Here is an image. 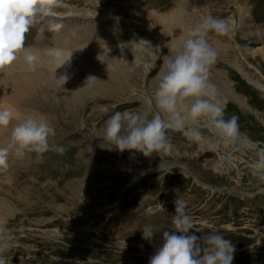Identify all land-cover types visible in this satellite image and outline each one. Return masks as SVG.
Listing matches in <instances>:
<instances>
[{"label":"rangeland","instance_id":"rangeland-1","mask_svg":"<svg viewBox=\"0 0 264 264\" xmlns=\"http://www.w3.org/2000/svg\"><path fill=\"white\" fill-rule=\"evenodd\" d=\"M184 1L59 0L53 11L67 40L62 46L85 60L105 91L63 102L55 96L57 81L40 79L27 85L25 95L9 97L16 119L0 129V146L8 144L17 122L33 117L47 120L54 129L50 143L64 151L10 155L9 166L0 169V222L11 239L2 254L6 264H149L163 231L173 228L178 196L192 217L189 234L202 247L203 236L220 233L235 246L233 264H264V183L250 168L264 148V0H186L202 16L231 24L229 36L209 33L218 54L209 78L225 118H237L241 135L235 143L225 145L206 131L203 143H195L173 132L170 154L146 158L103 149L98 138L115 112L142 110L144 94L158 82L162 57L174 55L180 47L172 42L196 25L182 29L152 17L153 11L168 15L176 4L184 12L178 4ZM202 16L196 13L197 24ZM52 19H39L24 46L52 48L61 42L31 46L51 30ZM153 28L154 59L146 51L132 56L125 46ZM103 53L102 63L97 56ZM146 225L161 229L152 241L142 239Z\"/></svg>","mask_w":264,"mask_h":264},{"label":"clouds","instance_id":"clouds-1","mask_svg":"<svg viewBox=\"0 0 264 264\" xmlns=\"http://www.w3.org/2000/svg\"><path fill=\"white\" fill-rule=\"evenodd\" d=\"M58 6L59 0H0V71L15 65L21 56L26 68L34 71L42 63L41 51L46 49L45 55L55 65L52 69L55 80L62 86L68 81V74L56 78L55 73L70 61L72 50L63 46H24L26 33L41 18L53 17L48 24L51 30L63 27L55 20L53 9ZM209 33L229 36L231 24L211 14L202 16L199 23L181 38L180 49L174 55L162 57L158 82L154 91L144 94L142 110L117 111L105 121L103 133L98 137L106 145L103 149L120 153L129 151L133 157L140 153L147 158L153 154H170L174 149L170 137L173 132H179L195 143H203L205 131L225 145L239 139L237 118H225L217 89L210 82V67L218 54L208 42ZM136 44L143 45V50L152 54L154 48L150 42L141 40ZM103 56L104 53L99 54L97 59L102 62ZM91 79L97 78L90 76L87 81ZM14 119L15 112L11 108L0 107V129L9 126ZM53 135L54 129L44 118L28 117L17 122L12 127L8 144L0 146V169L9 166L10 155L23 159L28 154L42 157L49 151L62 153V147L50 143ZM250 168L257 180L264 183V148L256 152ZM174 204L173 228L163 231L161 243L149 258V264H233L235 246L231 240L220 233H211L203 236L202 247L198 242L200 238L189 234L193 223L186 201L178 196ZM152 212L151 207L146 209L147 214ZM160 231L146 225L142 239L152 241ZM10 246V233L0 222V264H6L2 254Z\"/></svg>","mask_w":264,"mask_h":264},{"label":"bare ground","instance_id":"bare-ground-1","mask_svg":"<svg viewBox=\"0 0 264 264\" xmlns=\"http://www.w3.org/2000/svg\"><path fill=\"white\" fill-rule=\"evenodd\" d=\"M196 3H198V2H196ZM178 4H179V6H184L185 7V8H183L184 12H180V10L178 9L179 7L176 4V7H174L173 11H170L168 13V15H166V14L165 15H162V14L160 15V14H158V13H156V12H154L152 10L153 11V12H151L152 13V17H154L155 20L158 23L163 21V22H168L171 25H179V24H181L182 27H183L182 29L189 28V26H190V24H192V22H194V24H197L195 22L196 13H197L198 16H202V14H200L201 12L198 13V12L192 10L193 8L191 9L189 3L186 0L183 3H178ZM190 4H192V3H190ZM192 5H194V4H192ZM48 30L49 29H47L46 32H44L43 38L40 41H38V43H33L31 46L36 45V44L42 45L43 42L45 43L48 40H50L52 42L61 41L58 44H56L55 47L62 46V45L66 46L65 43H66L67 40L64 38L65 35L62 34L61 29L60 30H56V31H54V30L48 31ZM152 30L154 31L155 29L154 28L150 29V31L144 37H142L141 40L150 42V45L153 47V46H155V42L154 41L156 39L155 36L157 35V33H156V35H154L153 33H155V32H153ZM184 34H185L184 32L180 33V37L178 38V41L172 42L173 47H175L177 44H178V47H180L181 38L184 36ZM141 40L131 41L129 44H127L125 46V49H128V50L132 51V53H133L132 56L136 55L137 52L144 51L143 50L144 49L143 45H137L136 44V43H139V41H141ZM99 49H101V48H98V50ZM119 49H122V48L120 47ZM75 52H77V51H75ZM110 54H111V52H110ZM150 55H152V58L154 59L155 53L152 52V54H150ZM125 57H127V56L125 55ZM136 57H138V56H135L134 58L136 59ZM112 59H114V58H112ZM138 59H139V57H138ZM109 60H111V58ZM113 62H114V60H113ZM107 65L112 66L113 63H112V65L110 63L107 64ZM15 66H18V70H15L16 68L14 69ZM86 66L87 65H86L85 60L83 58H81L79 54L73 53L72 57L70 58V61L66 62L64 65H62L60 68H58L56 70V73H55L56 78H59L60 75H63L65 73L68 74V76L70 77L68 79V81L63 86L61 84H59L58 82H56L57 83V87L55 89V91H56L55 96L57 98L61 99V101H63V102L77 103L78 101L83 99V97L85 95H88V94H90L91 97H96V96L98 97V94L100 96V94L102 93L101 91L103 89H105V87H103V86H105V85H103V80L98 76V74L90 72L89 69ZM54 67H55V65L51 64L50 61H49V58L46 57V58H42V63L36 70L29 71L26 68V66H25V64L23 62V56H21V58L17 61V63L15 65L10 67L7 70V72L5 71L6 73L4 72L2 75H0V107H9V108H11L13 110V108H12L13 103L10 101L9 97L13 96V95H16V94L19 95V93H21V95L23 96V94H24L23 91L25 89L27 90V88H28L27 85L32 84L33 82L39 81L40 79H43L45 81H46V79L47 80L56 81L54 76H53V74H52V69ZM107 68H108V66H107ZM113 68H116V67H113ZM108 69H106V70H108ZM110 72H114V69H113V71H110ZM122 73H123V71L121 72V74ZM90 76L91 77H95L97 79H91V80L87 81L88 77H90ZM106 78H108V77H106ZM111 78H113V77H111ZM118 78H120V77H118ZM116 79H117V77L115 78V80ZM3 80H5V81H3ZM36 86H37V84H36ZM80 88H82V89H80ZM26 90H25V92H26ZM103 91H105V90H103Z\"/></svg>","mask_w":264,"mask_h":264}]
</instances>
